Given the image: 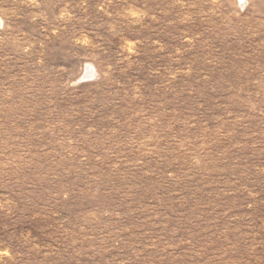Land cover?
Wrapping results in <instances>:
<instances>
[{
	"label": "rangeland",
	"instance_id": "374dc122",
	"mask_svg": "<svg viewBox=\"0 0 264 264\" xmlns=\"http://www.w3.org/2000/svg\"><path fill=\"white\" fill-rule=\"evenodd\" d=\"M0 264H264V0H0Z\"/></svg>",
	"mask_w": 264,
	"mask_h": 264
},
{
	"label": "bare ground",
	"instance_id": "6f19581e",
	"mask_svg": "<svg viewBox=\"0 0 264 264\" xmlns=\"http://www.w3.org/2000/svg\"><path fill=\"white\" fill-rule=\"evenodd\" d=\"M91 69H87V72L85 73V75L83 76V78H85V79H88L90 76H91Z\"/></svg>",
	"mask_w": 264,
	"mask_h": 264
},
{
	"label": "water",
	"instance_id": "95a60500",
	"mask_svg": "<svg viewBox=\"0 0 264 264\" xmlns=\"http://www.w3.org/2000/svg\"><path fill=\"white\" fill-rule=\"evenodd\" d=\"M89 79H85V78H81L80 81L84 82V81H87Z\"/></svg>",
	"mask_w": 264,
	"mask_h": 264
}]
</instances>
